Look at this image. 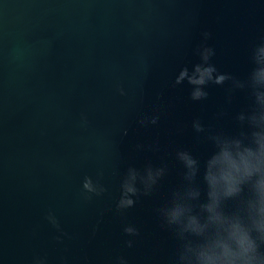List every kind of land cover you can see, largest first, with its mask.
Segmentation results:
<instances>
[{
    "label": "water",
    "instance_id": "water-1",
    "mask_svg": "<svg viewBox=\"0 0 264 264\" xmlns=\"http://www.w3.org/2000/svg\"><path fill=\"white\" fill-rule=\"evenodd\" d=\"M204 31L212 33L217 68L245 78L251 48L264 38V0H0V264H30L44 254L50 264L60 256L111 264L117 255L166 264L176 241L154 209L179 182L175 150H192L203 170L214 148L192 131V120L234 131L231 115L250 103L237 93L227 105V85H210L204 101L190 99L186 82L172 87L180 68L199 62L194 50ZM221 108L229 116L217 120ZM154 110L158 125L139 127ZM154 140L159 152L135 151ZM149 160L166 161L169 175L122 217L115 211L122 175ZM85 176L99 177L108 191L84 201ZM49 210L74 237L63 245L44 219ZM126 222L141 230L132 249L123 244Z\"/></svg>",
    "mask_w": 264,
    "mask_h": 264
},
{
    "label": "clouds",
    "instance_id": "clouds-1",
    "mask_svg": "<svg viewBox=\"0 0 264 264\" xmlns=\"http://www.w3.org/2000/svg\"><path fill=\"white\" fill-rule=\"evenodd\" d=\"M203 41L195 48L199 62L179 69L172 87L190 86V99H208L210 85L226 87V104L231 105L237 93H246L250 103L231 115L235 130L229 131L212 124L206 125L200 118L191 122L197 137H203L214 151L203 162L186 147L174 152L180 167L179 182L169 189L167 199L160 203L154 214L161 230L168 232L176 241L166 264H264V38L251 48L252 68L245 78L220 71L213 57L214 47L207 41L212 33L204 31ZM116 91L126 96L125 88L118 85ZM163 93L157 94V99ZM229 116L226 108L216 113L217 120ZM159 110L144 113L137 125L149 128L158 125ZM82 127L89 125L88 116L81 114ZM128 129H122V137ZM135 151L159 152L158 140L137 143ZM169 164L146 161L142 167L129 165L120 180V194L115 201V211L122 217L136 207L141 197H151L158 192L162 181L169 175ZM100 173L99 176H102ZM202 179V189L198 183ZM108 188L99 177L85 176L81 194L86 202L102 197ZM104 213L93 226L92 235L99 230ZM45 221L56 235L54 240L63 245L74 237L63 228L55 212L49 210ZM123 244L127 249L135 247L141 236L140 228L132 222L122 227ZM30 264H50L46 254L34 255ZM57 264H69L67 256H60ZM111 264H130L126 255H117Z\"/></svg>",
    "mask_w": 264,
    "mask_h": 264
}]
</instances>
